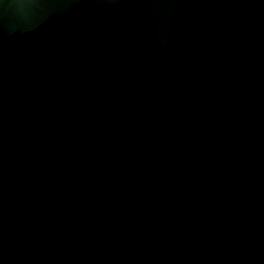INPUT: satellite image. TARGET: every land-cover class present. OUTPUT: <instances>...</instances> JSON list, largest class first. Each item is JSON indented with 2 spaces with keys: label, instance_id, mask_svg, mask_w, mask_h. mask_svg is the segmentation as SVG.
I'll return each instance as SVG.
<instances>
[{
  "label": "water",
  "instance_id": "95a60500",
  "mask_svg": "<svg viewBox=\"0 0 264 264\" xmlns=\"http://www.w3.org/2000/svg\"><path fill=\"white\" fill-rule=\"evenodd\" d=\"M0 264H264V0H0Z\"/></svg>",
  "mask_w": 264,
  "mask_h": 264
}]
</instances>
